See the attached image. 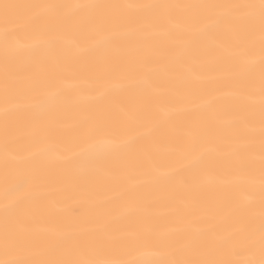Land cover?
I'll use <instances>...</instances> for the list:
<instances>
[{
  "label": "snow or ice",
  "instance_id": "6c2138e0",
  "mask_svg": "<svg viewBox=\"0 0 264 264\" xmlns=\"http://www.w3.org/2000/svg\"><path fill=\"white\" fill-rule=\"evenodd\" d=\"M0 16L6 136L10 111L31 114L17 126L27 151L4 145L0 244L6 259L0 264H264V0H41L4 3ZM14 23L23 24V37ZM218 27L226 43L202 51L200 41ZM197 53L225 70L221 87L231 89L234 103L215 105L211 93L190 86L201 75L190 62ZM154 77L160 85L135 107L109 106L120 92L143 90ZM69 91L81 101L78 135L64 162L86 171L102 157L119 161L109 175L114 186H128L118 193V215L129 220L120 231L104 213L87 220L69 212L45 227L19 218L22 205L37 199L50 179L46 158L56 150L54 124ZM177 115L184 119L173 141L175 158L165 167L138 143ZM157 193L182 206L189 228L154 216ZM87 195L108 198L95 189ZM222 211L229 213L227 227L214 222ZM199 212L210 213L205 226Z\"/></svg>",
  "mask_w": 264,
  "mask_h": 264
},
{
  "label": "bare ground",
  "instance_id": "6f19581e",
  "mask_svg": "<svg viewBox=\"0 0 264 264\" xmlns=\"http://www.w3.org/2000/svg\"><path fill=\"white\" fill-rule=\"evenodd\" d=\"M41 0H0V5L4 3L11 4H30L38 3ZM48 2H70V3H135V2H169V3H235L243 0H48ZM15 16L13 20L15 21ZM18 35L23 37L24 27L22 23H14ZM3 30V19L0 16V32ZM221 42H225L223 27L214 28L200 41V49L207 50L215 48ZM165 62H170V58L164 57ZM2 46H0V76H2ZM201 73L199 79L190 81V86L205 93H211L215 97V105H228L234 103L232 98L227 95L231 89L221 87L226 72L220 68L216 60L207 55L197 53L194 59H191ZM69 78H72V72L69 71ZM161 83L159 77H154L151 85L143 90L126 89L112 98L110 107L118 110L121 107H135L142 95H146L155 90ZM81 101V95L78 92L69 91L61 100L54 132L56 137V150L46 158L50 169V179L41 189V195L35 199L25 202L19 210V218L25 223L38 227H45L54 218L62 217L69 212L74 213L76 217L91 220L97 213H104L110 221V228L113 231H120L128 226L129 220L118 215V205L121 203L118 193L124 191L128 186H114L109 175L118 169L119 161L107 157L96 161L93 168L81 170L75 166H69L64 162V157L72 155L70 141L78 135V115L75 111L76 105ZM3 89L0 87V175L3 173L5 151L4 145L7 140L9 151L26 152L27 142L20 134L18 125L28 120L31 114L24 110L10 111L7 116L8 132L5 134V115L3 113ZM183 116L177 115L173 118V124L157 128L152 137L147 141H139L138 147L142 153H151L162 166L167 167L174 157V139L180 135V122ZM227 119V118H226ZM227 130L228 125H224ZM182 179L177 176L176 182ZM90 189L101 190L106 193L108 198L96 200L89 197L87 191ZM3 184L0 182V204L3 203ZM152 212L154 216L167 222L171 227L189 228L190 225L180 214L178 209L181 205L175 207L169 204V201L160 194H153ZM203 219L200 226H205L208 212H199L196 214ZM229 213L227 211L218 212L215 215L214 222L217 225L227 227L226 223ZM4 226V217L0 211V230ZM257 261L261 259L259 251L255 257ZM0 259H6L3 253V246L0 244Z\"/></svg>",
  "mask_w": 264,
  "mask_h": 264
}]
</instances>
